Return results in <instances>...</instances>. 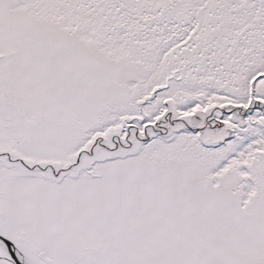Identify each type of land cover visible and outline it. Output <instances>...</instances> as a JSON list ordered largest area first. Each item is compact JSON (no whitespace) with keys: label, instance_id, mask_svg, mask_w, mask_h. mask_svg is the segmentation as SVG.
Returning a JSON list of instances; mask_svg holds the SVG:
<instances>
[{"label":"snow or ice","instance_id":"6c2138e0","mask_svg":"<svg viewBox=\"0 0 264 264\" xmlns=\"http://www.w3.org/2000/svg\"><path fill=\"white\" fill-rule=\"evenodd\" d=\"M0 264H264V0H0Z\"/></svg>","mask_w":264,"mask_h":264}]
</instances>
